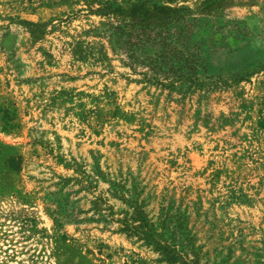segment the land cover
<instances>
[{
  "label": "rangeland",
  "instance_id": "obj_1",
  "mask_svg": "<svg viewBox=\"0 0 264 264\" xmlns=\"http://www.w3.org/2000/svg\"><path fill=\"white\" fill-rule=\"evenodd\" d=\"M0 264H264V0H0Z\"/></svg>",
  "mask_w": 264,
  "mask_h": 264
}]
</instances>
